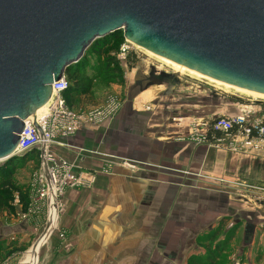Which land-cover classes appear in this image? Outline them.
<instances>
[{
    "label": "crops",
    "instance_id": "crops-1",
    "mask_svg": "<svg viewBox=\"0 0 264 264\" xmlns=\"http://www.w3.org/2000/svg\"><path fill=\"white\" fill-rule=\"evenodd\" d=\"M133 80L129 76L124 88H109L111 94L123 90L125 95L111 120L102 125L85 124L53 145L57 159L72 164L76 171L92 170L96 174L90 187L65 190L60 225L73 238L74 263L188 264L189 257L207 252L210 242L206 237L224 225L229 231L232 224L235 237L239 233L251 236V249L243 254L249 257L252 250L264 252V214L243 210L242 201L229 193L196 189L195 179L181 185V170L211 175L221 172L222 179L229 181L235 173L229 160L217 151L202 153L201 149L181 146V128L167 116L177 108L154 97L157 111L140 110L138 101L154 99L161 90L153 95L147 88L139 89L135 97ZM133 85L136 88L140 84ZM146 94L151 97L146 99ZM230 105L227 114L241 109L236 100ZM105 159L112 161L106 170ZM123 161L133 166L127 167ZM50 233L51 229L47 235ZM200 240L205 246L198 249L196 242ZM243 249L239 246L236 254ZM248 264H264V259Z\"/></svg>",
    "mask_w": 264,
    "mask_h": 264
},
{
    "label": "water",
    "instance_id": "water-1",
    "mask_svg": "<svg viewBox=\"0 0 264 264\" xmlns=\"http://www.w3.org/2000/svg\"><path fill=\"white\" fill-rule=\"evenodd\" d=\"M129 42L220 82L264 94V0H0V162L52 83L96 39Z\"/></svg>",
    "mask_w": 264,
    "mask_h": 264
},
{
    "label": "rangeland",
    "instance_id": "rangeland-1",
    "mask_svg": "<svg viewBox=\"0 0 264 264\" xmlns=\"http://www.w3.org/2000/svg\"><path fill=\"white\" fill-rule=\"evenodd\" d=\"M118 43L119 41H115L109 52L115 56V59L123 71L124 83L110 84L109 86L97 89L93 98L85 97L81 99L80 103L71 110L77 114H87L93 109H102L103 113L108 112L109 114H112L113 111L108 110V108L111 104L116 103L118 107L112 116L110 118L108 117L109 119H104V115H101V121L93 124L102 125L104 122L106 123L116 115L125 99L123 90L114 94L109 92V88L112 85H119L124 88L125 84L127 85L128 83L127 80H129V76H131L134 78L131 85L133 86L135 93L133 96L137 95L136 91L143 88H147L153 95L156 90H161L160 93H158L157 96H153V98H158L159 103L163 100V102L170 103L171 108H177V111H174V113L169 112L167 113V116L169 117L170 122L181 128V132L178 135L180 145L182 146V144H186L189 148L201 149L203 150L202 153L207 152V150L217 151L219 155H222L221 158L223 157L225 160H229L227 162L235 171L229 181H224L220 175L221 172L214 174L216 175L214 176L208 173L200 172V170L197 172L181 170L179 174L181 178V185H189L191 183H188L187 180L195 179L193 185L196 189L197 187L202 190L215 188V190L219 192L229 193L232 197L240 199V202L242 201V203L239 204L242 205L243 210L249 211L251 209H255L264 214L263 157L240 155L220 148L214 149L203 144L194 145L189 140L190 123L192 121L199 118H208L216 114H227L231 112V102L234 100H242L243 102H246L247 99H253L251 97L252 95L238 93L222 84H218L192 73L177 71L172 65L163 61L162 58L160 59L153 53L136 46H134L136 48L132 47L135 51L133 50L130 52L129 63L125 66L117 59V53L119 52L120 45L123 42L120 43L119 46ZM87 59L88 61L95 62L97 57L88 52ZM129 64L131 67H129ZM129 73H131V75H128ZM134 82L140 85H136V88H134ZM96 85L97 83H95L94 86L97 87ZM146 95V99H148V95H150L149 98L151 97V94ZM154 100L156 99L154 98L144 102L143 100H136V102L138 101L140 103V110L153 112L154 110H158ZM180 104L181 106H179ZM182 127L185 128V131H182ZM60 138L62 137H58V139ZM55 143L49 146L51 153ZM35 150L37 153L36 158L28 160L25 166L18 171L16 177L19 182L26 183L28 186L29 203L26 211H21L17 195H15L13 202L14 211L0 212V264H27L25 259L26 253L36 244V242L48 229L50 222L49 218L51 216L48 215L49 211L44 200H37L36 194L38 185H36L33 181L34 174L40 168L42 153L41 149ZM226 155L228 156L227 158ZM221 162L222 161H220V163ZM1 163L3 162H0V164ZM122 163L124 164V161ZM128 164V166L131 167V163ZM73 171L75 173L79 172L75 169ZM209 178H211V180H209ZM212 183L217 185L211 186ZM87 187L90 186H76L68 188ZM65 190L63 194L58 197L59 210H57L58 212L56 213L54 224L50 227L51 233L49 236L47 235V241H44L45 243L42 244L36 252L35 264H75V261L72 259L75 249L73 238L69 232L60 225V218L65 212ZM232 226L233 224L228 227L229 231L232 229ZM220 231L221 232L215 236L214 239L212 238L213 240H211L208 245V249L217 243L222 244L227 237H230V243L231 239L235 237V230L233 235L229 236L230 232L225 230V225L224 228H220ZM205 240H208V237H206ZM201 241L203 240L196 242L197 248L205 246V244ZM250 243L251 236H249V234H245V236L242 237V233H239L232 243L228 244L226 252L222 255L221 260L218 261L217 264H248V262L251 261L262 260V258L264 259L263 251H259V253H257L252 250V254L249 257L243 254L251 249L249 248L251 247ZM239 246L240 248H242V246L244 248L239 253L241 256L236 254ZM65 261L67 263H64Z\"/></svg>",
    "mask_w": 264,
    "mask_h": 264
},
{
    "label": "built area",
    "instance_id": "built-area-1",
    "mask_svg": "<svg viewBox=\"0 0 264 264\" xmlns=\"http://www.w3.org/2000/svg\"><path fill=\"white\" fill-rule=\"evenodd\" d=\"M132 47H134L133 43L124 38L117 59L125 66L128 64L130 52L134 50ZM67 85L65 76L52 83L51 97L46 103L45 110L34 115L39 128L36 127L31 116L27 117L14 151V154L19 156L33 149L42 150L40 168L34 174L33 181L38 185L36 198L44 200L49 216H52V209L58 212V197L66 188L90 186L96 176L94 171L75 173L74 166L65 160H57L50 152L49 146L55 143L58 137H66L84 124L99 123L101 115H104V119H109L118 107L116 103L109 106L108 110L113 111L112 114L103 113L102 109H93L87 114H77L64 100L63 90ZM236 102L241 108L237 113L216 114L192 121L189 140L194 145L203 144L240 155L264 158V100L247 99L246 102L242 100ZM128 163L124 161L127 166ZM111 164V160H104V170Z\"/></svg>",
    "mask_w": 264,
    "mask_h": 264
},
{
    "label": "trees",
    "instance_id": "trees-1",
    "mask_svg": "<svg viewBox=\"0 0 264 264\" xmlns=\"http://www.w3.org/2000/svg\"><path fill=\"white\" fill-rule=\"evenodd\" d=\"M115 41H119L118 46L124 42L122 31H116L103 38L96 39L86 49L83 57L65 71L64 76L68 81V85L63 90V97L70 109H74L80 103V100L85 97L93 98L97 89L110 84L124 83L123 71L115 56L109 52ZM88 52L97 57L95 62L88 61ZM129 60L130 57L128 63ZM129 67H131L130 64ZM95 83H97V87L94 86ZM36 156V150L33 149L0 164V212L14 211L15 195H17L21 211H26L29 203L28 186L26 183L19 182L16 177L18 171L25 166L27 161L35 159ZM219 231L220 228L216 229L208 237L209 242L219 234ZM229 232V236H232L234 229L232 228ZM229 239L230 237H227L222 244H215L204 255L189 257L188 264H217L221 260L223 252L227 249Z\"/></svg>",
    "mask_w": 264,
    "mask_h": 264
},
{
    "label": "bare ground",
    "instance_id": "bare-ground-1",
    "mask_svg": "<svg viewBox=\"0 0 264 264\" xmlns=\"http://www.w3.org/2000/svg\"><path fill=\"white\" fill-rule=\"evenodd\" d=\"M134 46L138 47V48H141L140 46L138 45H135L133 44ZM142 49V48H141ZM155 55V54H154ZM157 56V55H156ZM159 57L160 59L162 58L163 61L169 63L170 65H172L177 71H180V72H188V73H192L194 75H197V76H200V77H204L206 79H209L213 82H216L218 84H222L228 88H231L233 89L234 91L238 92V93H241V94H248V95H252L251 97L253 99H258V100H264V94L263 93H259V92H254V91H250V90H246V89H243V88H239V87H235V86H232V85H229V84H226V83H223V82H220L218 80H215V79H212V78H209L205 75H202L198 72H195L194 70L192 69H189V68H186L180 64H177V63H174L166 58H163L161 56H157ZM47 105V104H46ZM46 105L42 106L41 108H39L36 113H34V115H37L41 112H43L46 108ZM55 213L54 212V209H52V216L51 218L49 219L50 222H49V225H48V229L46 230V232L44 233V235L36 242V246L34 245L32 248L29 249V251L26 253L25 257H26V261H27V264H35L36 260H35V257H36V252L37 250L40 248V246L44 243L46 237H47V232L50 230V227H52V225L54 224V221H55Z\"/></svg>",
    "mask_w": 264,
    "mask_h": 264
}]
</instances>
